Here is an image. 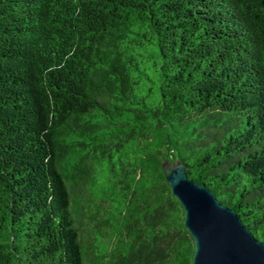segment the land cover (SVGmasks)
<instances>
[{
	"label": "trees",
	"instance_id": "obj_1",
	"mask_svg": "<svg viewBox=\"0 0 264 264\" xmlns=\"http://www.w3.org/2000/svg\"><path fill=\"white\" fill-rule=\"evenodd\" d=\"M176 162L264 240V0H0V264H190Z\"/></svg>",
	"mask_w": 264,
	"mask_h": 264
},
{
	"label": "water",
	"instance_id": "obj_2",
	"mask_svg": "<svg viewBox=\"0 0 264 264\" xmlns=\"http://www.w3.org/2000/svg\"><path fill=\"white\" fill-rule=\"evenodd\" d=\"M162 171L193 240L190 264H264V240L254 237L233 209L189 179L182 163L162 164Z\"/></svg>",
	"mask_w": 264,
	"mask_h": 264
}]
</instances>
